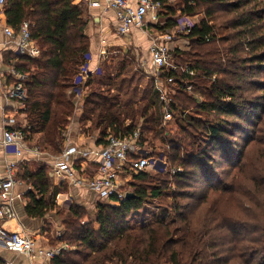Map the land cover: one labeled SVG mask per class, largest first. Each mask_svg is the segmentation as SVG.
<instances>
[{"label":"trees","instance_id":"obj_1","mask_svg":"<svg viewBox=\"0 0 264 264\" xmlns=\"http://www.w3.org/2000/svg\"><path fill=\"white\" fill-rule=\"evenodd\" d=\"M176 1L181 14L202 18L185 36L191 47L172 51L175 62L195 74L168 67L160 73L169 88V78L173 79L168 103L161 98L158 80L138 66L131 51L116 54L102 62L100 71L76 82L87 65L91 39L75 0H7L8 23L19 29L24 21L30 22L32 38L42 50L38 58L20 56L17 64L29 74L24 99L29 131L43 132L48 147L60 153L64 132L80 106L81 127L89 135L97 132L99 144L107 145L110 136L138 133L141 151L129 153L133 161L155 158L147 144L159 139L162 155L174 166L158 171L165 176H151L147 170L135 173L122 187L126 196L99 201L90 221H84L87 210L71 203L66 231L59 239L74 248L63 249L53 257L54 264H161L164 259L169 264H264V138L249 173L245 165L237 172L231 168L218 172L223 165L214 155L219 151L225 162L236 163L233 136L254 121L264 97V81L255 78L264 73V0ZM165 8L173 14L177 10ZM143 76L151 79L145 86ZM189 86L203 97L199 99ZM86 87L76 104L79 88ZM254 90L259 91L256 98L246 96ZM168 107L178 129L172 137V118L165 117ZM238 154L245 158L244 150ZM223 173L232 180H222ZM241 174L248 182L239 185ZM24 177L32 185L27 194L29 215L44 216L56 207L54 199L63 188L52 186L46 169L28 171ZM169 181L176 190L169 188ZM204 182V189H196ZM128 192L134 195L127 198ZM238 192L248 195L254 209L245 215L228 214V203L235 198L244 201ZM159 196L172 197L177 218L132 226V216L150 197Z\"/></svg>","mask_w":264,"mask_h":264},{"label":"crops","instance_id":"obj_2","mask_svg":"<svg viewBox=\"0 0 264 264\" xmlns=\"http://www.w3.org/2000/svg\"><path fill=\"white\" fill-rule=\"evenodd\" d=\"M98 1V5H92L85 0H75V3L83 9L87 23L85 31L91 39L87 62L88 73L100 71L102 62L108 61L111 57L117 56L116 54H120V52L128 53L133 49L132 53L136 56L138 66L150 73V69L153 66L152 40L155 36L174 28L175 25L173 26V23L175 24L176 18L181 14V9L176 4L177 1L169 0V4L162 5L163 9L160 12L157 23H148L144 27L134 25L126 34L119 32L120 22L115 10L108 6L107 0ZM168 6L176 8V13H169V9L165 8ZM170 18H172V25L169 24ZM7 25L16 31L15 37L6 34L5 27ZM20 29L21 26L19 29H15L8 23L5 11L0 15V125H5L6 127L29 125L25 111V101H23V98L10 96V91L18 80H22L26 86L25 83L29 78V74L17 68L20 56L26 55L21 54L18 50L17 38H19ZM188 42L189 40L186 37H182L170 45L174 49H188ZM41 54L42 50L39 56L31 57L38 58ZM14 69L24 75V78L20 79L13 74ZM150 75L155 76L152 73ZM86 77L87 75L84 74L83 80ZM87 90L88 87L79 88L80 93L74 99L76 104H79ZM25 93L27 97L26 87ZM80 114L81 110L78 109L64 132L63 150L69 146H75L86 152L84 154L75 152L66 162L73 166L76 176H92L98 171L100 161L98 152L102 149L103 144L98 143L97 134L89 135L83 131L79 122ZM9 121H13V123L10 124ZM29 129H25V132L27 130V138L23 148L19 151H8L0 140V176H7L9 164L12 162L16 173V184L12 192L15 216L2 219L0 227L10 232H20L31 236L36 242L37 251L40 248L51 249L66 243L59 238L66 231L65 218L70 208L69 200L87 210L89 214L84 218V221H90L96 214L99 199L96 192L91 188L82 184H75L69 177L64 179V177L54 176L52 165L55 159L61 156L63 150L60 153L53 151L46 144L43 132L33 133ZM37 147H39V152L36 151ZM42 169H46L49 177L51 176L52 186L63 188V191L59 192L54 199L56 207L50 209L44 216H32L28 214L26 209V205L29 202L27 194L32 190V185L24 179V176L28 171L35 173ZM119 173L120 181L123 186H126L131 179V174L124 170ZM73 248L74 246H71L69 249ZM36 251L31 255L12 251L0 239V262H11L12 264H54L53 258L41 256Z\"/></svg>","mask_w":264,"mask_h":264},{"label":"built area","instance_id":"obj_3","mask_svg":"<svg viewBox=\"0 0 264 264\" xmlns=\"http://www.w3.org/2000/svg\"><path fill=\"white\" fill-rule=\"evenodd\" d=\"M92 5H98V0H85ZM108 6L115 10L118 20L120 22L119 32L126 34L130 31L132 26L144 27L148 23H157L159 21L160 12L162 9L161 0H107ZM7 0H0V15L5 11ZM176 23L173 29L167 30L160 35H157L152 40L151 52L153 55V66L150 72L156 76L159 87L161 90V98L166 102H170L171 99L168 97L169 89L167 85L163 84V81H159L160 73L163 68L168 67L173 70L188 72L195 74L194 70H190L188 66H182L175 62L172 51L174 48L171 47V43L179 40L182 37L188 35L195 24L198 23L195 16L180 14L176 18ZM5 32L8 36L15 37L16 31L9 25L5 27ZM18 50L21 54L30 56H39L41 49L32 38L30 32V22L24 21L21 25L19 32V38H17ZM153 71V72H152ZM20 79L24 78L17 70H13ZM88 75V67L84 66L83 72L77 77V82L82 81L83 77ZM170 87L172 88L173 79L169 78ZM192 87L189 86L188 89ZM11 97L26 98L25 85L22 80H18L12 90L10 91ZM165 117L167 119L172 118L171 111L168 108L165 110ZM13 123V121H9ZM27 126L17 127H6L0 125V140L8 151H19L23 148V144L27 138L25 132ZM138 133L134 137H115L110 136L107 145L103 146L98 152L100 155L98 171L92 176L74 174L72 165H69L66 160L75 152L86 153L82 149L69 146L63 150L61 156L55 159L52 165V171L54 176L69 177L75 184L85 185L97 194L99 201L110 200L112 196H117L123 199L126 196V192L123 191V183L120 181L121 171H127L128 173H140L141 171L147 170L154 167L155 164H162L161 160L156 158H149L143 156L137 160H130L129 153L135 151H141L137 146ZM39 152V147L36 148ZM145 154L146 151H145ZM180 171L181 168H177ZM174 170V171H176ZM16 173L14 163L9 164L8 174L5 177L0 176V221L5 218H12L15 216V210L13 207L14 196L12 195L13 189L16 184ZM0 239L4 242L5 246L12 251L31 255L36 251L35 240L28 235L20 232H10L0 227ZM68 243H64L60 246L47 249H37V254L45 256L47 258H53L61 253L63 249L70 248ZM0 264H12L11 262H0Z\"/></svg>","mask_w":264,"mask_h":264},{"label":"rangeland","instance_id":"obj_4","mask_svg":"<svg viewBox=\"0 0 264 264\" xmlns=\"http://www.w3.org/2000/svg\"><path fill=\"white\" fill-rule=\"evenodd\" d=\"M196 20L199 22L200 19L202 18V15L198 14L195 16ZM223 32V30H222ZM188 47L190 48L191 46L189 45L188 42ZM134 50V49H133ZM131 50V52L133 51ZM86 67V65H85ZM153 72V71H152ZM131 73V72H130ZM151 73V72H150ZM148 72V74H150ZM151 76V75H150ZM123 76H120V79ZM255 78L259 81H264V73H260L257 74L255 76ZM151 79L144 77L142 78V85H147L149 83ZM165 84V83H163ZM169 88V87H168ZM171 89V88H169ZM189 90H193L192 88ZM71 92V91H69ZM193 94H195L199 99L202 98L203 96L201 95V92L199 90H193ZM262 92V91H261ZM259 93L258 90H254L252 93H246L247 97L250 98H256L257 94ZM258 101V100H256ZM260 109H257L256 112L257 114L254 116V121L251 123H248L244 126L243 129H241L242 131H240V133H238L237 136H233L234 139V148L236 150V163L230 165L229 163L225 162L224 159L221 158L220 156V152L218 151V153H214L215 157L218 158V164H222V167H219L218 172H221L220 170L224 169V170H228V169H232L233 172H237L242 166L245 165V169L246 171L249 173V170H252V163H254V161L256 162L259 158V153H260V149L263 146L262 141H260V139L264 138V97H262L261 103H260ZM78 109L81 110L82 112V108H80V106H78ZM74 117V116H72ZM71 117V118H72ZM173 125V131H172V135H170V137L174 136L177 134L178 129H177V125L176 122L174 120V118H172V120L170 121ZM97 134V132L95 133ZM148 145V149L154 150V153L156 155V159L157 160H161L162 164H155L154 167H151L149 169H147V171L150 173L151 176H165V175H160L158 173V171L160 172V170L162 171L163 168H165V170L167 171V169H171L174 168L170 167L168 164V158L165 157L163 154V145L162 142H160L159 139H155L152 140L150 139V144ZM238 150V151H237ZM240 150H244L246 155L245 158L242 160L241 159V154H238V152ZM244 163V164H242ZM193 164H188V167H192ZM130 174V173H129ZM135 173H131V178L133 177ZM253 174H255V176H259V173L257 172L256 169L253 170ZM168 174H166L167 176ZM51 177V176H50ZM222 180L224 179L225 182H230L232 180V175L229 176L227 174H221ZM240 182L238 180V184L241 185L242 182H248L247 180H245V177H242V174L239 177ZM207 186V182L204 183H200L197 184L196 189L198 188V190H202L204 189V187ZM248 186V185H246ZM67 187V186H66ZM242 187V186H241ZM169 188L171 190H176V186L174 185L173 181H169ZM187 190H189V188L187 187ZM247 191V190H246ZM240 194V195H239ZM240 199L244 198V201H239L235 198V201L228 203L227 204V211L229 210L228 214H233L234 212H236L237 214H243L245 215L246 213H249L250 211H252L254 209V206L251 204L250 200L248 199V195L247 198L243 197L242 193L238 192V196ZM71 198V197H70ZM172 200L171 196H159V197H150L148 199V201L144 204V207L135 215L132 216L131 218V225L132 226H141L143 224H147V223H151L156 221V219L159 218H163L164 220H166L167 222H171L173 221L175 218H177V216H175V210L172 207V203L170 202ZM187 200V199H186ZM237 200V201H236ZM243 200V199H242ZM240 204H239V202ZM74 203L72 200H69L68 204ZM193 207V206H192ZM195 207V206H194ZM194 209H191L189 211V215L192 216L194 215ZM233 212V213H232ZM161 264H169L167 262V259H164L161 261Z\"/></svg>","mask_w":264,"mask_h":264},{"label":"water","instance_id":"obj_5","mask_svg":"<svg viewBox=\"0 0 264 264\" xmlns=\"http://www.w3.org/2000/svg\"><path fill=\"white\" fill-rule=\"evenodd\" d=\"M134 195V193H132V192H128L127 193V198H129V197H131V196H133Z\"/></svg>","mask_w":264,"mask_h":264}]
</instances>
